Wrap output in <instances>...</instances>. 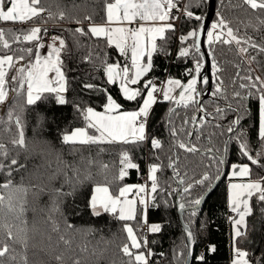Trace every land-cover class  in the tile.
Wrapping results in <instances>:
<instances>
[{
  "label": "trees",
  "instance_id": "obj_1",
  "mask_svg": "<svg viewBox=\"0 0 264 264\" xmlns=\"http://www.w3.org/2000/svg\"><path fill=\"white\" fill-rule=\"evenodd\" d=\"M104 3L105 0H41L42 6L47 9L41 18L24 25L0 22V28L5 30L6 38L10 42L16 31L37 25L42 29L46 28L50 37L62 36L68 46L66 53L71 52L70 57H64L63 70L68 79L67 98L81 106L96 107L98 111L101 110L99 106L103 102V95L84 90L82 84H102L101 61L107 59L109 63H123L124 58L114 48L107 47L103 40L81 36L74 29L84 27L87 31L89 21L85 17L89 16L96 24L104 23ZM178 3V7L189 5L190 10L202 17V20L207 12L208 0H178ZM48 13L52 14L51 18ZM60 13H64L65 18L62 20L59 19ZM221 17L238 35L252 37L256 43L264 44V12L253 11L244 0H216V13L212 24ZM45 20L47 23H44ZM202 20L189 19L182 14L179 28L175 27V31L166 33V41H157L158 46L166 49V53L159 51L153 55V69L147 78H154L156 83L166 78L187 81L189 77L185 72L194 66L195 55L188 58L178 57V50L185 46L181 44L180 37L193 28L200 27ZM77 21L81 23L77 24ZM210 30L211 27L208 31ZM41 35L44 39L43 32ZM187 44L191 45L192 40ZM33 46L34 44L13 43L12 49ZM206 49L211 53L212 60L211 93L215 91L216 84L222 82L224 94L215 97L210 95L203 102L206 111L211 115L206 116L207 122L192 136V143L199 149L193 153L175 145L178 141L189 143L187 133L194 128L191 123L185 124L184 121H190L197 114L196 105L184 108L162 100L154 105L150 129L162 141L163 146L153 155V149L147 143L138 146L122 143L65 145L60 140L61 133L84 126L71 103L57 105L46 94L45 98L28 105L24 93L10 92V99L0 104V144L5 145L8 151V160L5 163L15 158L24 167L12 172L11 189L0 188V196L4 197V203L0 204V244L9 245V254L0 258L3 264H24V256H27L28 264H76V261L79 264H129V257L121 251L122 246L128 242L124 231L125 223L139 229L137 236L148 239V247L154 253L149 264H185L188 247L177 205L182 202L187 207L193 205L192 202L202 197L221 174L219 156L224 153V144L229 134L227 129L230 122L239 115L242 117L239 127L231 134L227 144V175L201 208L190 209L183 215L196 242L191 264H232L234 252L229 222L231 214L227 208V176L231 165L249 163L239 151L237 136L248 140L253 154L264 148L258 135V100L254 96L239 100L234 98L233 93L240 92L241 96L247 93L248 90L241 89L239 85L246 83L240 77L247 75L249 68L254 70V75L264 78V54L257 55L255 50L250 49L249 56L256 55L257 58L249 63V56L238 53L235 44L217 42L211 46L206 44ZM89 53L92 54V62H84L83 57ZM15 55L25 57L21 65L31 59L27 52L16 51ZM203 65L204 60L202 68ZM11 75L10 71L9 76ZM208 86L209 83L202 85V89L206 91ZM109 90L114 96L118 95L115 86H109ZM122 102L127 110L136 107L132 102ZM217 107L223 111L217 113ZM40 116L44 117L42 123H38ZM17 117L20 118L24 131L25 147L22 148L12 143L19 138L15 123ZM169 120L177 130L184 129L176 138L169 134L166 126ZM209 148L216 152L217 159H213L212 153L208 152ZM124 151H128L133 161L139 164L140 171L129 169L128 175L120 180V159ZM202 151L208 153L204 154ZM169 158L176 162L179 176L169 167ZM152 163L161 164L162 171L157 173L159 187L155 200L149 204L147 224L140 222L139 215L136 221L128 222L121 221L110 213L92 215L81 193H90L96 184H107L113 192L124 185L142 184ZM261 163L264 164V156L261 157ZM252 169V179L264 176V169L256 166H252ZM205 173L210 175V180L203 184L197 183ZM7 179L9 177L0 173V184ZM181 179L183 183H180ZM72 185L77 189L74 195L57 194L58 189H62L64 193L69 192ZM188 185L191 188L188 193H184L183 189ZM17 188H26L27 192L16 191ZM9 200L17 209L23 203V214L18 217L17 211H10L7 207ZM251 205L252 214L247 218L246 235L236 241V246L248 253L247 260L250 264H264V203L254 196ZM193 211L196 212L194 216ZM69 224L73 227L69 228ZM151 224H159L161 231L146 232L145 227ZM9 229L15 240L8 239ZM25 240L27 248L23 243ZM212 246L215 247V252L209 251ZM201 254L205 256L203 262L198 259ZM12 255L16 257L14 261L10 259ZM57 256L61 259L58 260Z\"/></svg>",
  "mask_w": 264,
  "mask_h": 264
},
{
  "label": "snow or ice",
  "instance_id": "obj_2",
  "mask_svg": "<svg viewBox=\"0 0 264 264\" xmlns=\"http://www.w3.org/2000/svg\"><path fill=\"white\" fill-rule=\"evenodd\" d=\"M253 11L264 12V0H244ZM178 9V0H105L104 3V23L96 24L92 22V18L85 17L89 21L87 31L84 27L74 29L75 33L81 36H89L96 40H103L105 45L117 50L118 54L124 58V62L120 61L107 62V59L101 61L103 83H83L84 90L92 91L103 95V102L99 106L101 110H97L93 106H81V104L67 98L68 79L64 73V57L71 56V52L66 53L68 48L65 39L62 36L50 37V43L47 45L48 51L42 55L41 50L46 47L43 43V36L47 35V29H42L39 25L28 29L18 30L13 34L12 41L6 38L5 30L0 28V104H4L10 99V92L24 93L26 103L33 105L42 98L51 96L55 103L60 106L72 104L73 109L78 113L79 118L83 121V127H75L70 131L63 132L60 140L65 145H97V144H132L141 145L149 144L155 151L162 148V141L153 135L150 129V118L152 116L153 106L159 99L163 101L175 103L184 108L190 105L197 106V113L202 114L200 118L193 115L189 120H185V124L191 123L193 128L202 126L205 122L204 117L211 115L200 103L198 97L203 94L204 89L198 85H207L209 80L206 76H201L203 53L200 48V37L205 35L202 26L193 28L186 35L180 37L181 44L185 45L178 50V57L188 58L195 55L194 66L186 69L185 75L189 77L186 82L180 79L169 78L162 82L161 87H157L154 78H147L148 73L153 69V55L159 51H165L158 46L157 41H166V33L175 31L174 21L179 19L173 14V10ZM47 11L41 4V0H0V22H13L26 24L29 21L41 18ZM184 14L189 19L201 21L202 17L195 15L189 5H185ZM51 18V13H48ZM64 13H60L59 19H64ZM44 23H47L45 20ZM77 21V24H80ZM210 31L206 32L208 45L214 43H224L228 45L235 44L238 53L249 56V50L253 49L257 55L264 54V44H258L249 36H240L233 27L229 26L222 17L211 25ZM192 40V44L187 42ZM13 43L34 44L33 47L26 49L13 50ZM27 52L31 57L24 65L21 61L25 60L23 55L16 56L15 52ZM211 54V53H210ZM257 56H249V63L256 61ZM92 54L89 53L83 57V61L91 63ZM215 67V64H213ZM12 75L9 76V72ZM254 70L249 68L248 74L240 77L246 83H240L241 89H247V93L241 96L240 92H234V98L246 100L249 96H254L259 103V139L264 144V78L261 75H254ZM239 77V72L237 73ZM15 85V87H12ZM109 86H115L118 89V95L114 96L109 90ZM222 82L216 84L215 91L212 96H223ZM122 101L132 102L136 105L134 109L127 110L124 108ZM231 105H229V108ZM217 113L223 109L217 107ZM11 119V113L9 114ZM240 117L232 120L229 124L227 132L235 133L236 126L240 123ZM43 116L38 117V123H42ZM15 123L18 127L19 138L12 143L15 146L25 147L24 131L20 118L17 117ZM169 134L176 138L183 128L177 130L169 120L166 123ZM189 137L192 132L187 133ZM198 138V137H197ZM231 139V136L229 137ZM238 147L241 155L249 161V163L231 165V176L241 180L239 183L230 185V206L236 216L231 218L233 224V264H250L247 260L248 253L236 246V241L246 235V217L252 214L251 200L255 196L259 202L264 203V176L252 179L253 169L256 166L264 169L261 163V157L264 156V148L253 154L247 139H240L237 136ZM179 149L193 153L199 151L193 143H184L178 141L175 145ZM212 153L213 159H217L216 152L208 149ZM224 152H227L225 145ZM158 159V157H156ZM169 167L173 168L174 173L179 176V172L175 167V161L171 158ZM8 151L5 145L0 144V173H4L9 179L5 183L0 184L2 189H11L13 187L12 172L18 168L24 167L19 164L18 160L13 158L8 163ZM219 163H224L223 157H219ZM120 170L118 179L123 180L128 175L129 169L140 171L138 163L133 161L128 151L121 154ZM18 166V167H14ZM107 167V165H105ZM162 171V165L152 163L149 167L147 179L150 181V187L147 183L140 185H124L118 187L115 192L112 191L107 184H96L90 193H81L84 196L86 207L91 211L92 215L100 216L102 213H110L121 221H136L137 216L140 217L142 224H147V211L150 201L155 200V194L158 191L159 181L157 173ZM210 180V175L205 173L201 180L197 183L203 184ZM77 183H83L77 181ZM183 183V179L180 180ZM191 185L183 189L184 193H188ZM16 191L27 192L26 188H17ZM77 189L74 185L71 190L64 193L62 189L57 190L58 195H74ZM131 196V198H130ZM4 203V197L0 196V204ZM195 206L202 203V198H197L192 202ZM8 209L17 211L18 217L25 211L23 203H20L18 209L14 207L9 200ZM179 207L183 210L185 204L181 203ZM58 210V209H57ZM195 211L192 212L194 216ZM26 223V222H25ZM72 228V225H68ZM130 223L124 224V231L127 237L121 251L129 257V264H149L151 257L154 255L152 250L148 248V241L145 236H137V231ZM148 231L158 233L161 231L159 224H151ZM188 244L186 247L191 248L194 243V233L191 228L186 231ZM9 240H15L11 229L7 231ZM61 239H63L61 237ZM27 248V241H23ZM68 243V241H65ZM143 249V250H141ZM215 247L209 248L210 252H215ZM9 254V245L7 243L0 244V258H4ZM58 260L61 257H56ZM15 260V255L10 257ZM198 259L205 260V256L201 254ZM24 264H28L27 256L23 257ZM0 264H3L0 260ZM79 264V261H76Z\"/></svg>",
  "mask_w": 264,
  "mask_h": 264
},
{
  "label": "water",
  "instance_id": "obj_3",
  "mask_svg": "<svg viewBox=\"0 0 264 264\" xmlns=\"http://www.w3.org/2000/svg\"><path fill=\"white\" fill-rule=\"evenodd\" d=\"M215 13H216V0H208L207 12H206V14H205V16H204V18L202 20V23H201V26L205 30V35H202L200 37V48H201V52L204 54L203 55L204 65H203V68H202V71H201V76L202 77L206 76L208 78L209 86H208L207 90L203 91V94L198 97V99L200 100V103L202 105H203V102L207 98H209V96L211 95V90H212V84H211L212 83V60H211V55L209 54V52L206 49V32L211 27L213 18L215 16ZM198 87L202 88V85H198ZM196 115H197V118L199 119L202 114L197 113ZM204 120H206V117H204ZM201 127L202 126H199V127H196L195 129H193L191 131L192 132V136H193L194 132L199 131ZM238 127H239V125L236 126L237 129H238ZM192 136L189 137V143H192ZM230 136H231V134L229 133L228 136H227V139L225 141L224 148H225V145L228 144ZM202 153L207 154L208 152L207 151H202ZM219 157H221V156H219ZM222 157L224 159V163H221L222 164V172L216 178V180L214 181L212 186L206 191V193L202 197H200V198H202V203L199 206H195L193 204V205L188 206V207L184 203L185 204V208L183 210L179 207V205L181 203L177 205L178 213H179V219H180V222L182 224L185 236H186L187 229L191 228V227L188 224L185 223V221L183 219L184 213L186 211L190 210V209L197 210V209L201 208L205 204V202L208 199V197L213 193V191L217 188V186L220 184V182L223 180V178L227 175L226 153L225 152L223 153ZM186 241H187V244H188L187 236H186ZM195 246H196V242H195V238H194V243L191 245V248L188 247V255H187L185 264H191L192 263V260H193V257H194Z\"/></svg>",
  "mask_w": 264,
  "mask_h": 264
},
{
  "label": "crops",
  "instance_id": "obj_4",
  "mask_svg": "<svg viewBox=\"0 0 264 264\" xmlns=\"http://www.w3.org/2000/svg\"><path fill=\"white\" fill-rule=\"evenodd\" d=\"M31 21H33V20H31ZM31 21H29V22H31ZM28 22V23H29ZM4 23H13V22H4ZM19 24H21V25H24V24H22V23H19ZM27 24V23H26ZM47 51H48V48H47V45H46V47L44 48V49H42L41 50V54L42 55H44V54H46L47 53ZM167 79H169V78H166V79H164V80H167ZM157 87H158V85H157ZM162 99H160V101H161ZM159 101V100H158ZM163 101V100H162ZM154 107V106H153ZM228 182H227V208H228V211H229V214H231L230 215V218H229V222H230V232H231V237H232V243H233V224H232V222H231V218L232 217H234V216H236V214L235 213H233L232 212V210H231V206H230V192H231V189H230V185L232 184V183H239V182H241V180H239L238 178H234V177H232L231 176V168H230V170H229V173H228ZM247 218H248V216L246 217V222H247ZM148 226H146V229H144L146 232H149L148 230ZM147 241H148V239H147ZM149 248V247H148Z\"/></svg>",
  "mask_w": 264,
  "mask_h": 264
},
{
  "label": "built area",
  "instance_id": "obj_5",
  "mask_svg": "<svg viewBox=\"0 0 264 264\" xmlns=\"http://www.w3.org/2000/svg\"><path fill=\"white\" fill-rule=\"evenodd\" d=\"M184 8H185V6H180V7H178L179 10L175 9L176 12L173 13L174 15H176V16L179 17V19H177V20L174 21L175 27H177V28H179V26H180L181 17H182V14L184 13ZM43 42H44L45 45H48L51 42L50 41V35L49 34H47V35L44 36ZM163 81H165V80H163ZM163 81L157 82L158 87H161L162 86V82ZM148 171H149V168H148V170H147V172H146V174L144 176V183H147L149 185V187H150V181L147 179V177H148ZM145 229H146V227H145Z\"/></svg>",
  "mask_w": 264,
  "mask_h": 264
},
{
  "label": "rangeland",
  "instance_id": "obj_6",
  "mask_svg": "<svg viewBox=\"0 0 264 264\" xmlns=\"http://www.w3.org/2000/svg\"><path fill=\"white\" fill-rule=\"evenodd\" d=\"M212 30V29H211ZM206 44L208 45V43H207V39H206ZM142 184H144V183H142ZM138 185H140V184H138ZM130 198H131V196H130ZM147 222H148V219H147ZM232 264H233V262H232Z\"/></svg>",
  "mask_w": 264,
  "mask_h": 264
},
{
  "label": "flooded vegetation",
  "instance_id": "obj_7",
  "mask_svg": "<svg viewBox=\"0 0 264 264\" xmlns=\"http://www.w3.org/2000/svg\"><path fill=\"white\" fill-rule=\"evenodd\" d=\"M207 120H208V117H206V120H205V122H207Z\"/></svg>",
  "mask_w": 264,
  "mask_h": 264
}]
</instances>
